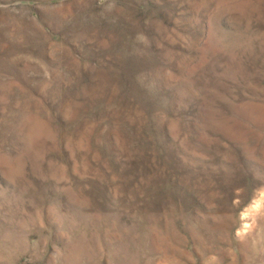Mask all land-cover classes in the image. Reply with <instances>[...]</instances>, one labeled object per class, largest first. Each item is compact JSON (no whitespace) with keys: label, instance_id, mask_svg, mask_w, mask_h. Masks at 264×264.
Wrapping results in <instances>:
<instances>
[{"label":"rangeland","instance_id":"obj_1","mask_svg":"<svg viewBox=\"0 0 264 264\" xmlns=\"http://www.w3.org/2000/svg\"><path fill=\"white\" fill-rule=\"evenodd\" d=\"M0 264H264V0H0Z\"/></svg>","mask_w":264,"mask_h":264}]
</instances>
